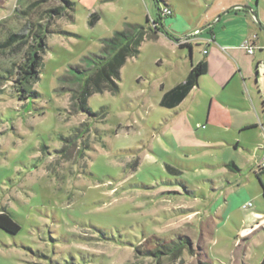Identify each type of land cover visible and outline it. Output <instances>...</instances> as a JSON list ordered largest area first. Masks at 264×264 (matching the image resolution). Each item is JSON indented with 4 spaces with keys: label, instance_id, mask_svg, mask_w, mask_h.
I'll return each mask as SVG.
<instances>
[{
    "label": "rangeland",
    "instance_id": "obj_1",
    "mask_svg": "<svg viewBox=\"0 0 264 264\" xmlns=\"http://www.w3.org/2000/svg\"><path fill=\"white\" fill-rule=\"evenodd\" d=\"M73 1V19H51L56 31L26 98L5 68L28 45L0 51V212L20 225L15 234L0 227V264H261L264 129L211 128L191 109L174 116L160 106L161 84L190 70L189 50L173 54L165 41L143 42L119 92L89 98L93 114L77 109L80 70L152 0ZM60 3L25 15L27 0H0V39L19 32L33 44L49 20L42 11ZM94 7L101 18L90 25ZM176 242L180 252L167 251Z\"/></svg>",
    "mask_w": 264,
    "mask_h": 264
},
{
    "label": "crops",
    "instance_id": "obj_2",
    "mask_svg": "<svg viewBox=\"0 0 264 264\" xmlns=\"http://www.w3.org/2000/svg\"><path fill=\"white\" fill-rule=\"evenodd\" d=\"M162 4L170 6V15L163 14ZM92 12L101 18L95 7ZM133 13V23L145 24L149 20L162 30L152 40L154 43L165 41L174 49L173 54H177L175 47L188 49L190 70L193 64L207 62V72L199 78L198 85L179 106L169 109L174 116L191 109L193 114H202L203 121L211 128L264 129V0H152L149 14L139 9ZM247 38L255 39L253 54L242 46ZM185 39L187 42L182 46ZM173 54L166 55L171 70L176 67ZM188 74L169 87L162 83L161 97ZM218 113L220 120L216 117ZM258 178L264 195L261 174Z\"/></svg>",
    "mask_w": 264,
    "mask_h": 264
},
{
    "label": "trees",
    "instance_id": "obj_3",
    "mask_svg": "<svg viewBox=\"0 0 264 264\" xmlns=\"http://www.w3.org/2000/svg\"><path fill=\"white\" fill-rule=\"evenodd\" d=\"M47 1L49 0H27V5L24 9H19L18 12L31 15L33 10ZM60 1V5L42 11L41 15L47 16L49 20L44 25V29H40L33 34L32 39L35 41L33 44H29L31 36L19 32H9L5 38L0 39L1 52L18 51L28 45L24 60L19 63L14 61L12 66L5 68L8 73L7 78H13L14 86L24 92L20 95L21 98H26L30 94L25 85H32L39 78V68L43 64L47 47V34L56 31V29L50 28L51 19L65 16L73 19L77 3L73 0ZM162 6L168 5L162 4ZM99 19V14L92 12L90 14V25H94ZM161 31L156 24H152L148 20L145 24L127 23L123 30H117L113 36L105 38L101 54L93 56L94 65L88 69L80 70L85 76L82 77V83L78 84L74 90L73 97L76 100L77 109L93 114L88 106V100L93 94L106 91L113 94L118 93L121 70L127 60L130 57H137L140 54L143 42L157 39ZM163 32L172 36L167 31L163 30ZM182 46L184 45L182 44ZM206 72V61L202 60L197 64H193L183 82L176 84L163 93L159 102L160 106L168 109L179 106L191 90L198 85L199 78ZM262 173L264 172L257 171L258 176ZM0 227L13 234L20 230V225L5 211L0 212ZM174 245V247L169 246L167 251L177 254L180 252L181 243L176 242ZM157 253L154 252L153 254L157 257L161 250H158ZM261 264H264V258Z\"/></svg>",
    "mask_w": 264,
    "mask_h": 264
},
{
    "label": "built area",
    "instance_id": "obj_4",
    "mask_svg": "<svg viewBox=\"0 0 264 264\" xmlns=\"http://www.w3.org/2000/svg\"><path fill=\"white\" fill-rule=\"evenodd\" d=\"M161 11H162L163 14H165V15H170V14L172 13V9H171L169 6H162V7H161ZM254 38H256V36H255ZM254 38H247V39L243 42V44H242L243 48H244L248 53H250V54H253L254 51H255V49H256V45L254 44V40H255ZM186 42H187L186 39H185V40H182V41H181V44H184V43H186ZM256 170L259 171V172H264V154H263V157H262V159L260 160V162H259L258 167H257ZM251 206H252V203L249 202V203H245V204L242 206V208H244V209H248V208H250Z\"/></svg>",
    "mask_w": 264,
    "mask_h": 264
},
{
    "label": "water",
    "instance_id": "obj_5",
    "mask_svg": "<svg viewBox=\"0 0 264 264\" xmlns=\"http://www.w3.org/2000/svg\"><path fill=\"white\" fill-rule=\"evenodd\" d=\"M246 8H248V9H251V7L250 6H245Z\"/></svg>",
    "mask_w": 264,
    "mask_h": 264
}]
</instances>
